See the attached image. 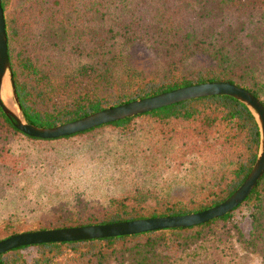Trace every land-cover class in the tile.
<instances>
[{"label": "trees", "instance_id": "obj_1", "mask_svg": "<svg viewBox=\"0 0 264 264\" xmlns=\"http://www.w3.org/2000/svg\"><path fill=\"white\" fill-rule=\"evenodd\" d=\"M0 5L14 89L30 124L49 127L218 80L247 89L264 105V0ZM134 49L150 57H135ZM11 137L24 138V151L11 148ZM258 145L254 115L228 95L52 139L21 133L0 109V239L206 209L243 181ZM233 240L264 259V173L240 204L204 223L16 247L0 253V264H242Z\"/></svg>", "mask_w": 264, "mask_h": 264}, {"label": "water", "instance_id": "obj_2", "mask_svg": "<svg viewBox=\"0 0 264 264\" xmlns=\"http://www.w3.org/2000/svg\"><path fill=\"white\" fill-rule=\"evenodd\" d=\"M8 81L10 98L16 113L0 97V109L21 133L52 139L81 132L107 122L131 117L172 103L212 95H228L242 102L254 115L259 128L258 152L254 163L243 181L221 202L206 209L180 215L136 218L110 223L66 226L59 228L22 231L0 239V253L10 249L49 242H66L96 239L140 232L186 227L218 218L240 204L256 186L264 173V105L247 89L228 81H207L173 88L151 96L136 98L114 106L102 108L74 120L42 127L26 122L18 104L7 56L3 11L0 5V89Z\"/></svg>", "mask_w": 264, "mask_h": 264}, {"label": "rangeland", "instance_id": "obj_3", "mask_svg": "<svg viewBox=\"0 0 264 264\" xmlns=\"http://www.w3.org/2000/svg\"><path fill=\"white\" fill-rule=\"evenodd\" d=\"M135 57H139L143 59V57H150L149 52L142 51L139 49H134L133 51ZM10 104L15 107V105L10 100ZM9 104V105H10ZM9 145L11 148L15 151H24V149L27 147L28 143L24 141V138L20 137H11L9 139ZM7 201V199H6ZM22 213H24V206L21 207ZM233 246L237 254L240 256V259L242 261V264H264V259L261 256L260 250H250L245 247H243L242 244H240L239 241L233 240ZM25 255L31 256V252H25Z\"/></svg>", "mask_w": 264, "mask_h": 264}, {"label": "bare ground", "instance_id": "obj_4", "mask_svg": "<svg viewBox=\"0 0 264 264\" xmlns=\"http://www.w3.org/2000/svg\"><path fill=\"white\" fill-rule=\"evenodd\" d=\"M0 97L1 99L3 100V102L9 107L11 108L15 113L17 112L16 111V108L13 107L11 104H10V88H9V85H8V81L6 80V78L4 79V81L2 82V85H1V89H0ZM10 104V105H9Z\"/></svg>", "mask_w": 264, "mask_h": 264}]
</instances>
